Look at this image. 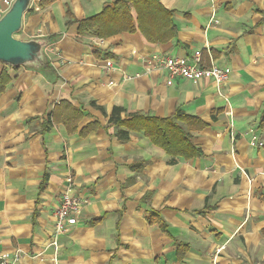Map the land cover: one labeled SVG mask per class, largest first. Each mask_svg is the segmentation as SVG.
<instances>
[{
	"label": "crops",
	"instance_id": "obj_1",
	"mask_svg": "<svg viewBox=\"0 0 264 264\" xmlns=\"http://www.w3.org/2000/svg\"><path fill=\"white\" fill-rule=\"evenodd\" d=\"M38 1L21 38L51 39L48 66L5 67L0 92V252L19 250L13 264H264V0H158L177 31L163 43L68 23L116 0ZM194 50L205 66L230 68L223 85L167 84L147 60ZM63 100L81 112L76 130L59 120ZM115 106L120 116L198 117L202 153L173 157L125 127L120 139ZM67 188L84 202L55 247L53 212Z\"/></svg>",
	"mask_w": 264,
	"mask_h": 264
},
{
	"label": "trees",
	"instance_id": "obj_2",
	"mask_svg": "<svg viewBox=\"0 0 264 264\" xmlns=\"http://www.w3.org/2000/svg\"><path fill=\"white\" fill-rule=\"evenodd\" d=\"M55 0H39V5L53 2ZM134 8L135 15L131 13ZM173 11L163 6L158 0H116L103 7V10L89 17L68 21V23H77V33L91 32L93 35L105 38L107 35L119 34V32L133 33L136 29L152 43H163L176 36V26L172 20ZM134 17V18H133ZM107 57H112L109 51L104 52ZM1 64V63H0ZM48 63L45 64L47 68ZM0 69V92L4 90L10 76L4 69L7 67L1 64ZM15 68V67H12ZM264 105V104H263ZM61 107L63 113L59 119L67 126L69 130L77 127L81 112L75 107H71L66 101H61L55 105ZM123 108L113 107L109 121L117 127L122 128L117 131L120 139H126L127 131H142L143 134L155 145L161 147L164 152L173 157L180 156L186 159L200 155L202 150L193 141L192 131L202 129L205 123L196 116H191L182 110L177 109L172 115L158 117L147 115L142 112L129 113L123 116L120 114ZM264 114V107L262 110ZM49 118L45 120L48 123ZM123 127L127 129L124 130ZM88 126L83 127L80 133H84ZM43 179L41 187H44ZM149 220L153 215L148 216ZM156 220L158 221L157 217ZM162 228L165 230L164 224ZM180 246V244H178Z\"/></svg>",
	"mask_w": 264,
	"mask_h": 264
},
{
	"label": "built area",
	"instance_id": "obj_3",
	"mask_svg": "<svg viewBox=\"0 0 264 264\" xmlns=\"http://www.w3.org/2000/svg\"><path fill=\"white\" fill-rule=\"evenodd\" d=\"M12 0H0V16L10 6ZM214 22H218L214 20ZM156 64L157 68L166 73L167 84H172L175 79L183 78L198 83L203 79H212L216 85L221 86L228 80L230 68L226 65L219 66L214 63L205 66L202 62V51L194 50L189 56H171L151 54L147 59ZM105 66L111 67V61L106 60ZM112 83V81L110 82ZM255 143V142H254ZM251 143V145H254ZM261 145V142L257 143ZM59 205L54 209V239L51 242L57 246L56 238L59 234L64 233L67 229L76 224L79 219V210L84 202V198L71 194L67 188L60 196ZM20 252H0V264H13L18 261Z\"/></svg>",
	"mask_w": 264,
	"mask_h": 264
},
{
	"label": "water",
	"instance_id": "obj_4",
	"mask_svg": "<svg viewBox=\"0 0 264 264\" xmlns=\"http://www.w3.org/2000/svg\"><path fill=\"white\" fill-rule=\"evenodd\" d=\"M34 0H12L0 16V63L9 67H44V48L50 43L49 37H16L23 25L24 14Z\"/></svg>",
	"mask_w": 264,
	"mask_h": 264
},
{
	"label": "rangeland",
	"instance_id": "obj_5",
	"mask_svg": "<svg viewBox=\"0 0 264 264\" xmlns=\"http://www.w3.org/2000/svg\"><path fill=\"white\" fill-rule=\"evenodd\" d=\"M16 37H23L24 35L21 33V31L17 32V34L15 35Z\"/></svg>",
	"mask_w": 264,
	"mask_h": 264
}]
</instances>
